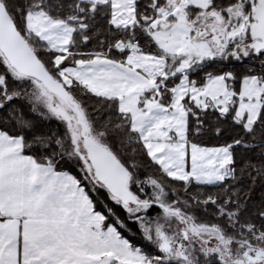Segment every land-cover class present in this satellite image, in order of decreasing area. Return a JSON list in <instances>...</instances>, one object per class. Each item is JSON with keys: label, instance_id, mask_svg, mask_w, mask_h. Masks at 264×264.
Returning a JSON list of instances; mask_svg holds the SVG:
<instances>
[{"label": "snow or ice", "instance_id": "6c2138e0", "mask_svg": "<svg viewBox=\"0 0 264 264\" xmlns=\"http://www.w3.org/2000/svg\"><path fill=\"white\" fill-rule=\"evenodd\" d=\"M0 264H264V0H0Z\"/></svg>", "mask_w": 264, "mask_h": 264}, {"label": "trees", "instance_id": "16d2710c", "mask_svg": "<svg viewBox=\"0 0 264 264\" xmlns=\"http://www.w3.org/2000/svg\"><path fill=\"white\" fill-rule=\"evenodd\" d=\"M52 126L55 127V122H53Z\"/></svg>", "mask_w": 264, "mask_h": 264}]
</instances>
